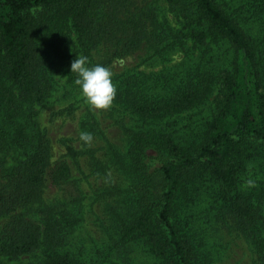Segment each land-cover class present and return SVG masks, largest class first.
Wrapping results in <instances>:
<instances>
[{
  "label": "trees",
  "instance_id": "1",
  "mask_svg": "<svg viewBox=\"0 0 264 264\" xmlns=\"http://www.w3.org/2000/svg\"><path fill=\"white\" fill-rule=\"evenodd\" d=\"M148 1L0 0L2 255L41 249L43 264H87L67 249L70 214L40 206L47 186L70 173L54 163L52 141L39 128L36 108L55 89L48 54L75 85L76 57L106 67L148 42L160 54L179 50L184 61L113 83V112L139 158L132 171L154 181L153 197L122 224L123 242L143 241L162 264H211L212 254L195 251L193 241L204 236L192 237L189 223L205 185L215 187V216L235 242L246 240L254 264H264V0H166L177 29ZM10 151L23 160L6 167Z\"/></svg>",
  "mask_w": 264,
  "mask_h": 264
},
{
  "label": "rangeland",
  "instance_id": "2",
  "mask_svg": "<svg viewBox=\"0 0 264 264\" xmlns=\"http://www.w3.org/2000/svg\"><path fill=\"white\" fill-rule=\"evenodd\" d=\"M148 2L155 4L161 18H166L173 28H180L179 18L166 0ZM47 61L55 89L49 102L36 108L39 128L52 141L54 163L67 164L70 173L66 179L47 186L40 206L60 212L66 210L70 214L67 216L70 221L66 232L67 249L87 264H162L143 241L122 240V224L135 218L145 197H153L154 181L147 182L144 174L132 171L139 158L134 154L131 135L125 131L126 124L113 112L115 104L106 110L92 109L85 103L80 88L68 82V71L60 61L49 54ZM183 61L179 50L160 54L145 42L134 55L116 59L106 67L111 70L112 83H115L118 76L125 74L169 72ZM96 62L97 59L92 65ZM208 117L207 111L198 116L201 122ZM81 132L92 134L91 144L80 140ZM149 154L155 155L150 151ZM22 157L21 151H10L6 167L17 165ZM144 181L153 189L147 192L143 188L145 184H141ZM201 186L193 206L191 203L189 223L192 237L200 234L206 243L200 238L193 241L195 251L200 248L203 253L212 254L211 264H254L246 240L235 242V237L230 235L233 230L222 225L221 218L215 216L220 215L216 214L215 187L213 190ZM178 215L185 218L183 205ZM6 221L5 217L0 218V229ZM41 253V249L23 257L0 253V264H43Z\"/></svg>",
  "mask_w": 264,
  "mask_h": 264
},
{
  "label": "clouds",
  "instance_id": "3",
  "mask_svg": "<svg viewBox=\"0 0 264 264\" xmlns=\"http://www.w3.org/2000/svg\"><path fill=\"white\" fill-rule=\"evenodd\" d=\"M40 9H33L35 14ZM88 57H76L70 66L71 73L77 75L74 83L80 88L85 103L94 110L108 109L115 98L116 89L112 83V72L102 65L88 66ZM80 140L85 144H91L93 136L89 132H81ZM251 184V181H249Z\"/></svg>",
  "mask_w": 264,
  "mask_h": 264
}]
</instances>
